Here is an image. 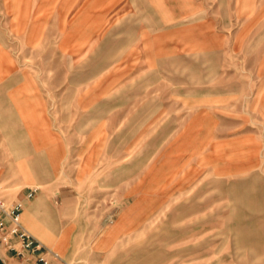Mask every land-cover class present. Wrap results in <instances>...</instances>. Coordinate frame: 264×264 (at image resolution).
<instances>
[{"label":"crops","instance_id":"obj_1","mask_svg":"<svg viewBox=\"0 0 264 264\" xmlns=\"http://www.w3.org/2000/svg\"><path fill=\"white\" fill-rule=\"evenodd\" d=\"M6 1L0 198L21 201V226L61 259L50 264H123V231L207 164L209 113L187 103L241 84L223 68L230 0H60L50 13L49 0ZM0 264L26 263L0 245Z\"/></svg>","mask_w":264,"mask_h":264},{"label":"rangeland","instance_id":"obj_2","mask_svg":"<svg viewBox=\"0 0 264 264\" xmlns=\"http://www.w3.org/2000/svg\"><path fill=\"white\" fill-rule=\"evenodd\" d=\"M57 1H48L49 13ZM6 2L0 0L1 16ZM230 3L233 18L224 30L233 51L223 68L241 84L233 99L187 103L186 112L209 113L208 142L201 150L207 164L195 165L188 185L155 199L139 224L123 231V245L111 251H123V264H264V0ZM85 199L103 208L111 198ZM125 202L123 197V208ZM114 207L106 209L103 225L113 219Z\"/></svg>","mask_w":264,"mask_h":264},{"label":"built area","instance_id":"obj_3","mask_svg":"<svg viewBox=\"0 0 264 264\" xmlns=\"http://www.w3.org/2000/svg\"><path fill=\"white\" fill-rule=\"evenodd\" d=\"M35 190V187L30 188L25 197L30 198ZM21 209L20 200L9 202L0 198V245L5 252L17 256L26 264H50L51 258L61 260L55 252L40 244L21 226Z\"/></svg>","mask_w":264,"mask_h":264}]
</instances>
